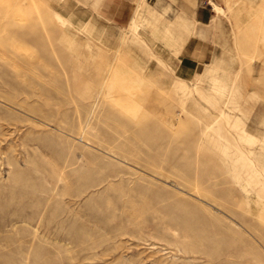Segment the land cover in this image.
Returning a JSON list of instances; mask_svg holds the SVG:
<instances>
[{
	"label": "rangeland",
	"instance_id": "374dc122",
	"mask_svg": "<svg viewBox=\"0 0 264 264\" xmlns=\"http://www.w3.org/2000/svg\"><path fill=\"white\" fill-rule=\"evenodd\" d=\"M0 264H264V0H0Z\"/></svg>",
	"mask_w": 264,
	"mask_h": 264
},
{
	"label": "crops",
	"instance_id": "0c3cea01",
	"mask_svg": "<svg viewBox=\"0 0 264 264\" xmlns=\"http://www.w3.org/2000/svg\"><path fill=\"white\" fill-rule=\"evenodd\" d=\"M263 124V123H262Z\"/></svg>",
	"mask_w": 264,
	"mask_h": 264
}]
</instances>
